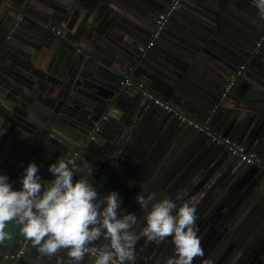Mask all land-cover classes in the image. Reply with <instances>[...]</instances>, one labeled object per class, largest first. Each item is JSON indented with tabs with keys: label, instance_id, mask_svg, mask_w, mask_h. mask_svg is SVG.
I'll use <instances>...</instances> for the list:
<instances>
[{
	"label": "water",
	"instance_id": "water-1",
	"mask_svg": "<svg viewBox=\"0 0 264 264\" xmlns=\"http://www.w3.org/2000/svg\"><path fill=\"white\" fill-rule=\"evenodd\" d=\"M170 1L0 0V175L19 190L31 162L48 182L54 179L48 166L64 156L71 167L89 173L99 195L112 191L128 171L180 206L184 198L171 189L175 185L167 188L169 177L161 176L172 159L188 160L193 176L212 169L208 180L218 187L227 173L246 186L242 199L214 198L211 212H196L203 256L193 264H264V93L258 90L264 89V14L259 0H183L155 45L146 47L154 16ZM128 74L129 85L124 83ZM156 97L186 118L166 112L154 103ZM208 132L236 139L261 165L231 159ZM98 170L111 174L109 182ZM118 195L121 211L137 215L134 231L139 232L146 212L136 199ZM252 200L254 233L243 228L240 239L235 231L248 214L239 216L233 209ZM223 205L231 207L226 214ZM7 230L11 239L0 244V262L25 245L16 264H71L64 250L42 256L16 225ZM135 256L136 264H166L174 245L170 237L159 244L142 237ZM93 261L86 254L81 264Z\"/></svg>",
	"mask_w": 264,
	"mask_h": 264
},
{
	"label": "clouds",
	"instance_id": "clouds-1",
	"mask_svg": "<svg viewBox=\"0 0 264 264\" xmlns=\"http://www.w3.org/2000/svg\"><path fill=\"white\" fill-rule=\"evenodd\" d=\"M257 7L264 14V0ZM71 163L59 157L48 166L54 179L43 182L38 167L30 162L19 190L0 175V244L11 239L7 229L14 224L42 256L55 257L64 250L71 264H81L89 253L93 264H129L135 261L142 237L156 244L171 238L174 256L166 264H193L203 256L193 202L177 206L171 199H157L154 192H139L135 199L146 215L145 226L136 232L137 215L121 211L118 193L99 195L89 173H80ZM77 174L80 178L74 179ZM101 239L107 243L90 247Z\"/></svg>",
	"mask_w": 264,
	"mask_h": 264
},
{
	"label": "flooded vegetation",
	"instance_id": "flooded-vegetation-1",
	"mask_svg": "<svg viewBox=\"0 0 264 264\" xmlns=\"http://www.w3.org/2000/svg\"><path fill=\"white\" fill-rule=\"evenodd\" d=\"M156 16H154L153 21H154V25L156 23ZM155 27V26H154ZM59 31V32H58ZM61 31L55 30V34L60 33ZM212 169L210 168H206V170L201 169V171H197L195 176L198 179V183L195 182L194 178L195 176H193L194 174L191 173V171H189V167H188V160H183L180 163V160L178 158H174L171 161V164L169 165V167L163 171L164 173H162V177H169V181L164 182L166 183V185H168L167 188L170 189V185H175L174 187H172L171 189L179 195V197L184 198V202H188L190 200V202H193L196 206V212L198 214L199 210L201 211H208L211 212L212 210V206L214 204H211L212 201H214V198H220V197H224V193H228V196L231 197H235L234 201H241L240 199H242L243 196V190L245 189L243 182H237L235 179H233L232 177L228 176L227 173H224V177L223 180H220L218 182H221L223 187H218L219 184L217 185H213L210 180H208V175L210 174ZM164 174V176H163ZM228 177V178H226ZM199 185L197 187H195V185ZM200 190V192H198ZM193 192H197L198 193V197H197V201H195V195L192 196ZM206 192V193H205ZM200 193V194H199ZM210 193V194H209ZM176 196V195H175ZM177 199L180 202V198L178 196H176ZM191 197V199H190ZM232 199V198H231ZM239 199V200H238ZM176 200V202L178 201ZM175 202V201H174ZM218 202V201H217ZM217 202H214L215 204H217ZM241 203V202H239ZM252 203V205H251ZM250 204L247 202L244 205H240V210H241V214L242 212H244L243 215L248 214L247 219L248 221H245V223L242 225V227H238V229H236L235 232H237L238 234L240 233L239 237L241 239V236L243 235L242 229L245 228L247 230H249L250 228L252 229L250 234L254 233V204H253V200ZM251 205L249 207V212L247 211L248 206ZM178 206V205H177ZM211 206V207H210ZM219 204V208H220ZM225 206V205H223ZM224 209L226 211H224ZM223 209V214H226L227 211L229 209H231V207H224ZM215 211H217V206L216 209H214ZM239 210V211H240ZM244 210V211H243ZM248 212V213H247ZM200 213V212H199ZM221 213V210L220 212ZM240 216V213L238 214ZM197 216V220L196 222H200V216ZM199 219V220H198ZM233 227L235 225L236 221H233ZM248 223V225H246ZM239 226V224H236L235 227ZM225 230V231H224ZM224 230L223 232H227V227L224 226ZM242 232V233H241ZM212 239V237H210V240ZM239 239V240H240Z\"/></svg>",
	"mask_w": 264,
	"mask_h": 264
},
{
	"label": "built area",
	"instance_id": "built-area-1",
	"mask_svg": "<svg viewBox=\"0 0 264 264\" xmlns=\"http://www.w3.org/2000/svg\"><path fill=\"white\" fill-rule=\"evenodd\" d=\"M183 0H171L170 3L166 6L165 9H163L160 13H158L156 17V23L154 27V31L150 34V39L147 42L146 47H151L154 45V42L156 38L159 36V33L163 30V28L167 25L168 19L173 13V11L177 8L180 2ZM59 32V31H58ZM243 68V66H241ZM132 79L130 74L126 75L124 79L125 84H131ZM232 82H230L227 85V89L230 87ZM141 83L138 84V86L141 87ZM154 103L156 105L161 106L166 112L173 113L177 117H180L181 119H185L186 117L179 112L177 109L172 107L167 102L162 101L160 98L156 97L154 98ZM194 126L197 127L199 130H205L207 129V126L205 124H197L194 123ZM208 135L210 136L211 141L225 145L228 152L237 158L239 162H242L246 165H261L260 158L252 151H249L245 148V146L241 143H239L236 139H233L230 136L222 135L218 133H210L208 132ZM25 245H22L20 248H18L17 251L9 254H5L0 262V264H16L17 260L21 257V255L24 252ZM90 247L93 248H99L98 245L92 244ZM91 256H93L91 253H89Z\"/></svg>",
	"mask_w": 264,
	"mask_h": 264
},
{
	"label": "crops",
	"instance_id": "crops-1",
	"mask_svg": "<svg viewBox=\"0 0 264 264\" xmlns=\"http://www.w3.org/2000/svg\"><path fill=\"white\" fill-rule=\"evenodd\" d=\"M150 39V38H149ZM154 45H155V42H154ZM19 55V54H18ZM35 57V56H34ZM28 60V59H27ZM29 61H31L30 57H29ZM259 91H262V94L264 93V89L262 87H260L258 89ZM18 136L19 137H24L23 134H24V131L23 129L21 128H18ZM6 132V131H3V133ZM25 138V137H24ZM20 140V139H19ZM231 157V156H230ZM231 159L233 160H236V162H238V160L235 158V157H231ZM94 162L92 161L91 164H93ZM240 163V162H239ZM97 172H99V175L104 178L103 179V182H109V178H110V173L109 172H105V171H100L98 170ZM231 172V170L229 171ZM124 175H120L119 177V184H116L115 185V188L112 190V191H115L117 193L119 192H122L127 200L131 199V200H135L136 198V195L139 193V192H143L145 195H147L148 193L150 192H154V188L153 186H149L148 184H144L143 181H137L135 180V178L133 177V174H131V172L128 173V171L124 172L123 173ZM144 178V176H143ZM143 180V179H142ZM10 183V182H9ZM156 193V196H157V199H161L163 198L162 195H160V193L158 192H154ZM236 199V198H235ZM126 200V199H125ZM222 200H226L228 202L231 201V198L228 196V193H224V197H220V199H218V201H222ZM234 200V199H232ZM235 203V202H234ZM234 203H232V205H234ZM233 208V207H232ZM135 210H136V207H135ZM234 212L237 214L240 213V216L242 215L241 214V210H240V207L235 211V209H233ZM240 210V211H239ZM137 211V210H136ZM225 211V210H224ZM249 211V209L247 210ZM244 214V213H243ZM254 214H255V209H254ZM208 227L209 225H205L203 227V230L204 232H208ZM203 235V233L201 234V236ZM23 244V242H22ZM21 247V246H20ZM25 248V247H24ZM17 251V250H16ZM129 264H136V262H129Z\"/></svg>",
	"mask_w": 264,
	"mask_h": 264
}]
</instances>
